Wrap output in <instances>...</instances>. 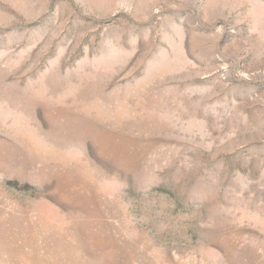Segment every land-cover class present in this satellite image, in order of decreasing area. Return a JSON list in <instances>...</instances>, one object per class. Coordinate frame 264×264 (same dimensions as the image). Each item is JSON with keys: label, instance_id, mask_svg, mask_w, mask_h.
Segmentation results:
<instances>
[{"label": "rangeland", "instance_id": "rangeland-1", "mask_svg": "<svg viewBox=\"0 0 264 264\" xmlns=\"http://www.w3.org/2000/svg\"><path fill=\"white\" fill-rule=\"evenodd\" d=\"M0 264H264V0H0Z\"/></svg>", "mask_w": 264, "mask_h": 264}]
</instances>
